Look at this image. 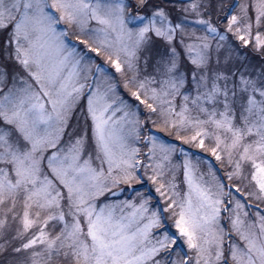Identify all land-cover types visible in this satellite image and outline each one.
I'll return each mask as SVG.
<instances>
[{"label":"snow or ice","instance_id":"1","mask_svg":"<svg viewBox=\"0 0 264 264\" xmlns=\"http://www.w3.org/2000/svg\"><path fill=\"white\" fill-rule=\"evenodd\" d=\"M0 264H264V0H0Z\"/></svg>","mask_w":264,"mask_h":264}]
</instances>
